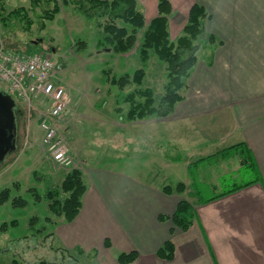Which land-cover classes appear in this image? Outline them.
I'll return each instance as SVG.
<instances>
[{
    "label": "crops",
    "instance_id": "0c3cea01",
    "mask_svg": "<svg viewBox=\"0 0 264 264\" xmlns=\"http://www.w3.org/2000/svg\"><path fill=\"white\" fill-rule=\"evenodd\" d=\"M170 2L169 37L176 34L171 41L181 34L176 24L197 3L208 14L203 31L209 27L218 42L210 61L196 60L182 100L167 116L126 125L132 133L142 130L145 145L151 141L158 152L163 150L156 156L166 174L159 182L140 183L114 171L84 170L82 178L89 184L83 179L87 189L79 212L70 222L55 221L52 236L63 249L90 253L96 264H118L117 256L131 251L137 258L129 264H264V0ZM156 5L157 0H137L145 25L157 15ZM98 113L105 118L115 112ZM134 138L133 134L132 143ZM164 142L171 155L164 152ZM35 144L40 139L31 146ZM225 152L232 154L224 159ZM241 166L254 178L238 183ZM222 175L229 177L230 188L259 181L223 194L227 190L221 192L213 183ZM166 181L175 182L167 184L171 187L182 183L183 191L163 192ZM200 187L210 190L209 198H199ZM180 200L192 206V223L186 230L169 219ZM167 241L173 244L168 260L156 254Z\"/></svg>",
    "mask_w": 264,
    "mask_h": 264
},
{
    "label": "rangeland",
    "instance_id": "374dc122",
    "mask_svg": "<svg viewBox=\"0 0 264 264\" xmlns=\"http://www.w3.org/2000/svg\"><path fill=\"white\" fill-rule=\"evenodd\" d=\"M50 7L52 3L44 1L33 7L30 0H0V44L12 53L51 55L61 65L58 79L67 91L69 101L66 110L56 119L57 136L66 145L73 165L65 167L56 164L40 144L31 146L33 140L38 141L42 137V130L36 122L45 104L42 102L41 105L40 99L35 98L32 100L35 108L28 111L23 103L14 98L22 107L24 117L16 134V150L0 163V194L4 190L8 192V199L0 203V264H38L39 261L48 264H96L91 260L90 253L83 255L79 248L73 251L63 249L57 237L52 236L54 222L62 218L49 211L51 200L47 195L59 188L69 170L79 169L83 174L84 170L94 172L105 169L140 183L159 182L166 174L156 156L163 150L158 152L151 141L150 146L145 145L140 136L142 130L135 128L132 133V130L129 132L126 129L130 122L125 116L130 106L125 101L126 95L135 89L148 88L153 93L154 106H158L167 81L165 64L158 60L153 50L148 51L141 84L131 80L134 72L141 67L139 47L147 25L137 31L133 50L121 54L114 52L112 45L105 41L106 35L102 30L95 28L71 6L60 4L59 12L51 20H44V11ZM16 10L23 11L20 14L15 13ZM186 19L179 21L176 27L182 29ZM117 24L130 32V26L120 21ZM209 31L210 28L205 26L196 40L199 46L197 59L205 63L210 61L218 42L216 36V42L210 41ZM126 75L130 77V82L123 89L111 83L112 79ZM112 111L115 113L108 118L98 115V112ZM87 117L93 121L88 122ZM109 119L111 123H99ZM163 132L160 130V134ZM133 134L132 143L130 138ZM72 145L75 149L73 153ZM165 149L166 154H172L170 145L167 144ZM224 154L221 156L227 159L226 155L232 152ZM239 170L238 183L255 176L244 166ZM83 179L87 184V178ZM170 181H166V185L175 184ZM213 183L219 185L221 192L231 187L229 177L224 175ZM200 189L199 198H209L210 190ZM59 196L62 201L65 194Z\"/></svg>",
    "mask_w": 264,
    "mask_h": 264
},
{
    "label": "trees",
    "instance_id": "16d2710c",
    "mask_svg": "<svg viewBox=\"0 0 264 264\" xmlns=\"http://www.w3.org/2000/svg\"><path fill=\"white\" fill-rule=\"evenodd\" d=\"M41 1L46 4L52 3V7L44 11V20H51L59 12L60 4L71 6L87 21L92 23L95 28L103 31L106 35L104 37L105 41L112 45V49L116 53L125 54L133 50L137 31L145 27L144 15L137 8V0H30V3L35 7ZM156 8L157 15L150 20L143 31V40L139 47L141 67L134 72L131 80L137 85L141 84L145 75L144 70L147 67L148 51L153 50L158 60L165 64L167 81L164 84V93L158 106H154L153 93L148 88L135 89L126 95L125 101L130 105L125 115L128 121L140 120L146 116L165 117L173 110L175 104L182 100L181 91L186 88L185 81L197 60L196 53L199 46L196 44V40L203 32V21L208 15L202 5L192 4L186 23L182 28L181 36L175 42H172L168 31V16L172 13V4L170 0H157ZM22 11L16 10L15 13L21 14ZM23 16L26 17L25 14ZM118 21L130 26V32L125 27L119 26L117 24ZM209 38L210 41H215L213 36L210 35ZM129 82L130 77L126 75L117 80L112 79L111 83L119 89H123ZM138 98L143 100L139 101ZM15 104L14 117L17 134L24 112L20 104L16 101ZM234 147H238V145ZM248 161L251 160L248 159ZM249 166H252L257 172L253 162ZM254 181L258 182L259 180L256 178ZM252 182L235 185L223 194L241 189ZM86 189L81 171L75 168L69 170L59 188L53 192H48L47 198L51 200L48 203L49 211L54 216L60 217L67 222L72 221L79 212L81 198L85 194ZM183 189L184 185L182 183H178L175 187L168 185L162 187L163 192L167 194H171L173 191L182 192ZM60 191L65 194L62 201L59 199ZM51 196H53V201ZM7 199L8 192L4 190L0 194V203ZM192 218V206L186 200H180L175 211L169 217L171 222L182 230H186L190 226ZM159 219L163 220L164 216H160ZM105 246L108 247L107 241H105ZM156 254L162 259H171L173 256L172 242H165ZM136 258L137 254L134 251L120 253L117 256V262L118 264H129ZM38 264L48 263L39 261Z\"/></svg>",
    "mask_w": 264,
    "mask_h": 264
},
{
    "label": "built area",
    "instance_id": "2783aa9c",
    "mask_svg": "<svg viewBox=\"0 0 264 264\" xmlns=\"http://www.w3.org/2000/svg\"><path fill=\"white\" fill-rule=\"evenodd\" d=\"M60 66L48 54L6 52L0 44V89L23 103L28 111L35 108L32 104L35 98L45 104L38 119L42 130L40 146L56 164L66 167L73 165V160L58 138L56 126V119L66 110L69 101L58 79Z\"/></svg>",
    "mask_w": 264,
    "mask_h": 264
},
{
    "label": "water",
    "instance_id": "95a60500",
    "mask_svg": "<svg viewBox=\"0 0 264 264\" xmlns=\"http://www.w3.org/2000/svg\"><path fill=\"white\" fill-rule=\"evenodd\" d=\"M14 100L0 90V163L16 150Z\"/></svg>",
    "mask_w": 264,
    "mask_h": 264
},
{
    "label": "bare ground",
    "instance_id": "6f19581e",
    "mask_svg": "<svg viewBox=\"0 0 264 264\" xmlns=\"http://www.w3.org/2000/svg\"><path fill=\"white\" fill-rule=\"evenodd\" d=\"M2 49H3V47H2ZM4 51H6V52H10L9 50H5V49H3Z\"/></svg>",
    "mask_w": 264,
    "mask_h": 264
}]
</instances>
